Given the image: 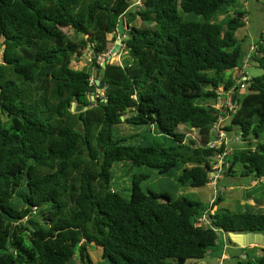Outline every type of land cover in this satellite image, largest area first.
I'll return each instance as SVG.
<instances>
[{
	"label": "trees",
	"instance_id": "trees-1",
	"mask_svg": "<svg viewBox=\"0 0 264 264\" xmlns=\"http://www.w3.org/2000/svg\"><path fill=\"white\" fill-rule=\"evenodd\" d=\"M238 2L0 0V264H95L92 246L104 264H186L205 259L223 235L231 244V233L264 235V206L212 213L220 195L203 209L140 187L150 179L143 168L180 174L185 188L210 184L224 150L207 147L222 115L212 106L219 88L235 89L227 131L237 128L243 144L226 157L225 174L264 179V75L248 78L243 99L239 78L228 75L247 57L236 37L246 17ZM120 29L128 59L103 67ZM256 48L264 70V38ZM86 51L91 70L74 69ZM125 125L149 130L129 136ZM181 127L198 131L200 145ZM121 165L129 198L112 186ZM242 251L241 264H264V248Z\"/></svg>",
	"mask_w": 264,
	"mask_h": 264
},
{
	"label": "rangeland",
	"instance_id": "rangeland-1",
	"mask_svg": "<svg viewBox=\"0 0 264 264\" xmlns=\"http://www.w3.org/2000/svg\"><path fill=\"white\" fill-rule=\"evenodd\" d=\"M239 8L241 11L246 13L245 27L239 29L236 33V37L241 43L244 52L248 55L250 54V48L256 47V43L264 38V0H239ZM225 16H221L220 19H224ZM126 21L122 20V25L124 28ZM69 36L73 35V32L68 29H64ZM126 40V36L122 35V30L120 29V36H118L113 42L109 51L99 59V63L103 65L106 61L111 64H124L128 59L125 46L122 44ZM118 45L117 51L114 53L116 45ZM255 54V53H254ZM252 54V56L254 55ZM249 58L248 64L246 65V57L244 58L241 68L249 79L256 78L264 75V70L259 67L257 63L253 61V58ZM255 56V55H254ZM91 54L86 51L82 58L75 57L72 62V67L74 69H88L91 70ZM1 62V56H0ZM230 76V73H228ZM233 74V79H234ZM96 74H93V79ZM239 82V81H237ZM97 93L103 96V90H97ZM249 89L239 90V97L243 99L248 95ZM96 99V98H95ZM95 102V100H94ZM76 107V105H74ZM121 131L125 134L137 135L149 130L148 127H133V126H122ZM181 132H185L188 135H194L198 137V132L187 127H181ZM228 132V131H227ZM238 136V129L235 128L233 132H228V147L232 150L235 148H242L243 144L241 142H236L235 138ZM188 140L190 137H187ZM141 137L132 138L130 143H140ZM213 165V164H212ZM143 173L150 176V179L144 181L140 184L142 190L147 193L149 191L155 192L157 194L167 193L173 199H178L181 197H187L192 200H197L201 203L203 209H210L213 202L216 200L218 195L223 199L222 203L213 208L212 213L216 212L217 209H223L231 212H241V211H258L261 206H264V179L259 181H254L252 178L241 177L240 174H236L233 177L226 176V169L222 173V178L216 181V185H207L203 188H191L182 187L179 181L180 174H175L172 176H160L157 172L143 168L141 169ZM140 170H136V173H140ZM114 178L112 186L116 192H119L124 198L130 197L129 188L131 187V178L129 176L128 167L125 165L117 166L114 168ZM256 185V186H254ZM257 187V188H255ZM260 192V193H259ZM252 194V199L247 200V196ZM262 194V195H261ZM257 199H261L262 204L257 203ZM257 204V206H254ZM49 219V218H48ZM243 250V249H242ZM228 255L227 260H221L222 253ZM243 251L236 250L229 242H223L222 238L218 241L217 246L212 248L203 260L199 261H188L186 264H241L245 259L244 255H241ZM91 259L95 264H104L103 250L101 248H96L92 246L89 249ZM69 264H80V262L73 258Z\"/></svg>",
	"mask_w": 264,
	"mask_h": 264
},
{
	"label": "built area",
	"instance_id": "built-area-1",
	"mask_svg": "<svg viewBox=\"0 0 264 264\" xmlns=\"http://www.w3.org/2000/svg\"><path fill=\"white\" fill-rule=\"evenodd\" d=\"M141 5H142L141 1H137L135 3V6H141ZM256 49L257 48L254 46L250 48V54L248 55V57H246V65L248 64L249 58H251L252 54L256 52ZM232 73L235 75L234 79L239 78L238 85L240 87V90L243 91L247 89L248 77H246V74H244L243 69H236ZM217 95H218V102L213 108L218 111H221L222 115H220L218 117V120L212 125L213 139L207 144V147L214 150H221L224 147V150H221V152L217 153L216 157L214 158L215 162L212 163L213 177H211L210 185L213 184V186L216 185V181L222 178L223 171L229 166V164L226 163L225 159L228 155L232 153L233 149L231 150L228 147L227 127H229L230 124L229 122L231 118V113H233L237 108V104L233 101L234 97H236L237 100L235 89H231L230 91L225 92L224 88H219L217 91ZM187 137L192 138L197 142L198 145H200L199 132H198V137L188 134ZM235 141L240 142L241 138L236 137ZM207 225H208L207 215H204L203 218L199 220L198 226L202 227Z\"/></svg>",
	"mask_w": 264,
	"mask_h": 264
},
{
	"label": "water",
	"instance_id": "water-1",
	"mask_svg": "<svg viewBox=\"0 0 264 264\" xmlns=\"http://www.w3.org/2000/svg\"><path fill=\"white\" fill-rule=\"evenodd\" d=\"M119 44L120 43H118L116 45V47L113 51L114 53L117 51ZM106 64L107 63L105 62V63H103L102 66L105 67ZM97 85H100L99 81H97ZM94 100H95V93H93V96H92V101L94 102ZM233 101L234 102L236 101V97L233 98ZM71 109L74 112L76 107L72 106ZM76 111L79 113L82 111V108L79 107V108H77ZM210 177H213V173H211ZM229 236H230L232 242L241 246L242 248H247L249 246H259V247L264 248V235H262V234H234V233H231Z\"/></svg>",
	"mask_w": 264,
	"mask_h": 264
},
{
	"label": "crops",
	"instance_id": "crops-1",
	"mask_svg": "<svg viewBox=\"0 0 264 264\" xmlns=\"http://www.w3.org/2000/svg\"><path fill=\"white\" fill-rule=\"evenodd\" d=\"M247 57H248V53H247ZM232 74L233 73H230V75L232 76ZM245 74V73H244ZM232 78H233V76H232ZM215 105H216V103L215 104H213L212 106L213 107H215ZM230 123V122H229ZM254 186H256V185H254ZM255 188H257V187H255ZM222 240H223V242H229L228 241V239H227V237L225 236V235H223L222 236ZM231 244V243H230ZM232 246H234V248L236 249V250H241L242 251V249H244V248H242L241 246H239V245H237V244H231ZM254 246H249L248 248L249 249H252ZM260 254V253H259ZM221 260H227L228 259V255L227 254H225L224 252L222 253V255H221Z\"/></svg>",
	"mask_w": 264,
	"mask_h": 264
}]
</instances>
